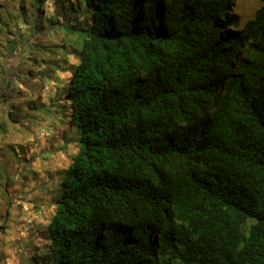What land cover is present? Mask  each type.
Listing matches in <instances>:
<instances>
[{"label":"trees","instance_id":"obj_1","mask_svg":"<svg viewBox=\"0 0 264 264\" xmlns=\"http://www.w3.org/2000/svg\"><path fill=\"white\" fill-rule=\"evenodd\" d=\"M234 2L0 0V243L29 180L24 264H264V0Z\"/></svg>","mask_w":264,"mask_h":264},{"label":"rangeland","instance_id":"obj_2","mask_svg":"<svg viewBox=\"0 0 264 264\" xmlns=\"http://www.w3.org/2000/svg\"><path fill=\"white\" fill-rule=\"evenodd\" d=\"M234 9L232 13L237 15L240 18V25L243 24L247 19L251 18L253 12L260 6V0H234ZM3 9H0V15L3 16ZM5 15V13H4ZM23 32L25 31L24 27L22 28ZM62 74H55L54 80L55 82H59ZM48 78V77H47ZM43 79V89L41 95L43 98H50L55 92L63 93V87L60 84L59 87L55 86L54 82L50 79ZM38 83V80H34L32 83H29L33 86ZM30 85V86H31ZM29 86V87H30ZM59 112H63L62 108H59ZM44 133L43 136L41 134ZM71 135V134H70ZM34 136L37 139L43 138L45 142H40V149L42 152L34 159L33 169H39V165H49V169L53 170L54 168H61L65 164V154L61 153L56 154L55 150L52 149L55 147L52 131L47 123V121H42V123L35 127ZM17 141V138H16ZM44 177L47 179L46 171L43 172ZM55 184H52V187ZM32 182L27 180L25 183L17 182L13 188L17 190L19 193V197L16 201V207L11 208L12 210V219L13 222L9 227L5 230L8 234L3 238L0 243V264H24L26 260H28L31 255L29 252L24 249L25 247V239L28 237L31 239V242L28 244V248L32 249L33 244H37L35 239V233L37 230H41L44 226L45 216L42 213H35L29 210V207L23 203L20 198L27 197L28 199H32L34 195H38L35 189L32 187ZM32 193V194H31ZM42 205V204H39ZM22 206V209H20ZM4 205L3 201L0 199V212L3 210ZM16 209V210H14ZM44 209H47L44 207ZM18 210V211H17ZM28 210V211H27ZM20 211L24 213V217L20 218ZM4 213V212H3ZM1 213V214H3ZM18 213V214H17ZM48 214V211L46 212ZM30 220V221H29Z\"/></svg>","mask_w":264,"mask_h":264},{"label":"clouds","instance_id":"obj_3","mask_svg":"<svg viewBox=\"0 0 264 264\" xmlns=\"http://www.w3.org/2000/svg\"><path fill=\"white\" fill-rule=\"evenodd\" d=\"M64 91V90H63Z\"/></svg>","mask_w":264,"mask_h":264}]
</instances>
